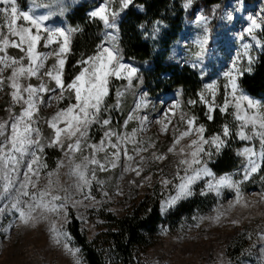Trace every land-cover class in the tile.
Listing matches in <instances>:
<instances>
[{"label":"snow or ice","instance_id":"1","mask_svg":"<svg viewBox=\"0 0 264 264\" xmlns=\"http://www.w3.org/2000/svg\"><path fill=\"white\" fill-rule=\"evenodd\" d=\"M114 2L115 0H101L88 12L89 19L99 21L104 29L112 31L105 32V40L96 44L92 55L77 61L79 71L71 79L65 80L63 70L71 51L72 38L81 29L78 25L70 27L51 19L57 13L63 15V0H28L26 8H21L17 0H0V14L3 17V23H0V91H4L7 86L10 97V105L5 109L8 118L0 119V203L3 204L0 207V217L5 214L11 216L6 224H0V234L8 239L14 229L35 228L39 223L45 222L49 240L71 257L72 264H83V261L81 249L73 244L71 234L65 228L70 217L68 208L69 205L76 208L86 200L99 203L92 195L94 183L99 186L102 196H109L104 190L105 181L97 177V171L107 172L121 167V175L131 172L140 177L148 159L163 161L168 154L175 155L178 160L172 179L163 175V170H160L159 183L164 195L160 201L161 212L192 196L193 186L197 181L203 180L200 195L215 193L219 197L225 187L235 192L227 207L214 209L216 214L207 217L214 223L227 217L237 204L250 206L251 202L243 197L241 185L253 178V174L264 171V97L255 98L241 87V78L246 73H252L256 63L255 49L264 52V7L247 15V26L238 34L243 51L238 50L235 56L229 58L228 66L217 74L216 79L205 77L201 67L204 58L211 55L209 17L202 14L203 10L200 13L193 11L194 20L191 22L201 25L203 31L193 42L198 50L191 53L186 63L199 69L201 77L208 80L206 83L202 81L201 88L196 92L198 102L206 109L205 117L208 121L214 120L213 113L216 109L221 115H231L235 122L234 130L226 121L218 126V131L205 135V124L199 123L195 115L184 112L180 99H174L161 109L162 114H157L155 123L160 126V132L167 131L172 117L179 110V122L186 127L181 129L173 125L172 141L166 151L153 150L146 157L141 153L154 149V141L150 139L145 147L143 140L132 141L131 137L136 129L132 133L117 132L110 127V117L101 119V113L108 110L104 105L112 77L126 80V89L132 87L134 78L138 81L142 79L138 76L139 69L124 62L117 43L118 36L115 34L119 31L117 21L120 13L129 8L133 0H119L118 7H113ZM192 5L193 0H183L184 9H189ZM225 8H230V4L225 5ZM40 9L43 11H39ZM212 11L215 13V7ZM236 11L239 9L226 10L224 19L231 21L233 12ZM161 24L162 21L154 22L151 33L153 37L160 33ZM140 27L143 28V24ZM248 38L251 42H246ZM38 45L45 50H38ZM9 47L19 49L21 55H9ZM50 57L53 62L46 67L45 61ZM5 69H10L7 76L3 74ZM33 77L39 82H28ZM221 77L223 102L217 103ZM65 93L68 94L67 104L57 107L44 119L50 129L49 135L45 136L37 123L39 108L52 100L59 103L65 98ZM123 95V91L117 90L115 104L108 105V108H119L120 97ZM180 95V91H177L176 96ZM161 103L167 104L164 100ZM196 103L197 100L194 99L187 101L188 105ZM16 105L20 106L19 112L12 110ZM147 105V93L141 92L135 101L133 112ZM133 112L128 114V120L133 119ZM136 118L140 119V130H144L149 117ZM128 120L124 121L125 125ZM97 123L105 130L100 141L92 143L89 129ZM233 133L242 142H248L236 150V155L243 157L242 165L234 173L226 172L217 176L209 168L208 161L222 152ZM184 138H187V142L181 144ZM129 142L133 143L132 154L127 147ZM52 147L59 148L63 155L57 159L55 168L48 169L43 155L46 148ZM99 152L104 153L103 159L98 158ZM65 167V175L71 183L62 185L59 173ZM42 170L46 180L43 185L40 183ZM235 175H239V179H234ZM151 179L152 174L149 173L136 186L142 187L145 182L151 186ZM261 179L264 180V177ZM129 183L136 184L135 180H129ZM116 194L122 195L119 188ZM260 199L264 201V194ZM78 218L83 220V217ZM199 219L203 220L205 217ZM57 221L62 223L58 224ZM230 223L238 224L239 221L233 219ZM194 226L199 227V223ZM161 231L166 233L165 229ZM247 235L251 238L252 233ZM256 236L261 241L256 264H264V230L257 231ZM247 251L249 256L253 255L251 250ZM242 264H248V261H243Z\"/></svg>","mask_w":264,"mask_h":264},{"label":"rangeland","instance_id":"2","mask_svg":"<svg viewBox=\"0 0 264 264\" xmlns=\"http://www.w3.org/2000/svg\"><path fill=\"white\" fill-rule=\"evenodd\" d=\"M17 4L21 8L27 7V5L21 0H17ZM228 4H230V8L226 9L225 6L222 8L220 12V19L217 24L214 25L213 20L210 18L208 20L211 55L204 58L201 67L203 68L204 76L210 77L211 79H216L217 74L226 69L231 56H235L238 50L241 52L243 51L241 38L238 34L241 33L244 27L247 26V15L252 12L259 11L262 7H264V0H257L255 3H249L246 0H229L226 5ZM118 6L119 0H115L113 7ZM0 7H2V5H0ZM231 8H237L239 11L233 12V19L229 21L224 19V13L226 10H231ZM245 8L247 11H245ZM39 11L43 10L40 9ZM195 12L200 13L201 9H197ZM0 20V23H3L2 14H0ZM193 20L194 16L188 20L187 27L185 28L186 30L183 32L175 50L176 58L182 64L186 63L194 50H198L195 48L193 42L202 34L203 31L201 25L191 22ZM18 23H20V21H18ZM63 25H65V23ZM4 30L6 31V29ZM106 30L107 32L112 31L111 29ZM246 42H251L250 38H248ZM38 50L44 51L45 49L38 45ZM260 51V49H255L254 55L256 58H258L257 56ZM7 52L11 56L21 55L19 49L16 48L9 47ZM52 62L53 59L50 57L45 61L46 67ZM124 62L130 63L137 68V66L132 62L125 60ZM186 64L191 66L189 63ZM195 70L198 74H200L199 69ZM9 73L10 69H5L3 74L7 76ZM28 82L36 84L39 81L33 77ZM203 82L206 83L208 80L203 78ZM220 85L221 90L217 93V103L223 102V77L220 78ZM141 92L146 93L144 90H140L135 101ZM7 93V86L4 91H0V104H6L0 110V119L8 118V112H6L5 109L10 105V97ZM47 95L48 94H45V96ZM7 96L9 98H7ZM123 97L124 95L120 97V99ZM261 97H264V95L255 98L259 99ZM174 99H177V97L173 93L160 96L155 100L147 96V107H142L138 111L133 112L135 102L133 103V107L129 111V113L133 112V119L128 120L129 113L124 119L128 120L127 125H125L124 122L122 124H118L117 122L110 120V127L117 132L128 133H132L133 129H136L137 131L131 139L132 141L143 140L145 147L150 139L154 141L155 148L149 149L148 152L141 153V155L148 157L153 150L157 152H164L172 141L173 125L181 129L186 127V125H181L179 122V110L176 115L172 117V123L169 124L167 131L160 132V126L155 123L157 114L161 113V109L166 107L168 104H171ZM162 100L166 101L167 104H162ZM66 101H68L67 93H65V98L59 103L52 100L50 102H46L39 108L37 123L45 136H48L50 133V129H48L47 124L44 123L45 117L50 116L57 107H63V104L66 103ZM181 108L184 112L191 114L187 109H184L182 105ZM12 110L14 112H19L20 106L16 105ZM143 116H148L149 122L146 124L144 130L141 131L140 119H137L136 117ZM103 118L106 117L103 113H101V119ZM233 123L235 122L233 121ZM104 130L105 129H103L100 124H93L89 129L90 142L98 143ZM99 132H101V134L100 137L97 138ZM205 135L209 134L205 133ZM230 138L231 137H229V140ZM114 139L115 138L113 137V140ZM186 142L187 138H184L181 141V144H185ZM247 143L248 142H245V144L240 148L244 147ZM127 147L129 149V153L132 154L131 149L133 147V143L129 142ZM256 147H258V143L256 144ZM56 149L61 152L59 148ZM48 154L49 153L46 148L43 155V161L47 163L48 169H53L56 166L57 159L61 158L63 153L61 152L60 157L55 160H52ZM85 154H87V150H85ZM97 155L98 158L103 159L104 153L99 152ZM215 157L216 155L208 161V166L211 169L212 167L210 162H212ZM135 158L139 159V157ZM77 159H79V155L77 156ZM177 160L178 157L172 154H168L167 158L163 161L154 162L151 159H148L144 164V172L141 173L140 177L135 176V174L131 172L121 175V167L111 169L107 172L97 171V177L105 181L104 190L109 193V196H102L99 186H96L94 183L92 195L95 197L96 201H99V203L86 200L84 201V204L77 205L76 208H72L71 205H69V208H72L76 212L77 217H83V220L80 218L78 219L87 238L92 240L109 230L110 225L106 216L107 213H112L113 215L115 214L118 217L124 216L147 195L153 192H158V194L162 196L161 199H163L164 195L162 194L161 185L159 183L160 170L162 169L163 175L167 176L171 180L173 173L175 172ZM66 171V167L60 169L59 180L62 185L71 183V180L65 175ZM149 173L152 174L151 186L148 185V182H145L144 186L137 187L136 185L140 184L141 178ZM181 174L183 173L181 172ZM20 175L22 177L23 172H21ZM219 175L221 174H217V176ZM55 179L56 177L54 176L53 180ZM234 179H239V175H235ZM129 180H135L136 184H130ZM45 182L46 180L42 170L40 183L43 185ZM203 186V180L197 181L193 186L194 194L188 198H191L198 193L200 194V189ZM242 186L243 184L241 185V192L244 199L251 202L249 207L237 204L229 211L227 217H222L219 222L214 223L207 219V217L214 216L216 214L214 209L227 207L228 201L235 196V192L225 187L222 189V193L219 197L213 193L216 196V202L209 209L197 210L193 214L188 215V217H183L179 221V224L174 227L168 223H164L159 226L158 231L152 238V244L142 253L143 264H154V262H159V264H221V262H223V264H229V262H231V264H242L243 261H248V264H256V255L259 252L261 244V241L256 236V232L264 230V201H261L260 199L261 195L264 194V190H243ZM117 188H119L122 192V195L116 194ZM168 188L170 191L171 185H169ZM76 198L80 199V197ZM188 198L179 201L173 207L167 208L165 212H161L162 217L164 219L167 218V216L173 212L178 204L188 200ZM0 207H3L2 203H0ZM159 209L161 211V205ZM194 217L196 219H194ZM200 217H205V219L200 220ZM9 219H11V216L5 214V216L0 217V224H6ZM233 219L238 220L239 223H230ZM197 222L199 223V227L194 226ZM57 223H62V221H57ZM66 225L65 228L68 231ZM162 229H165L166 233L162 232ZM249 232L252 233L251 238L247 235ZM239 234H243L244 237L242 238V242L246 241V246L242 247L241 255L233 261L227 251L229 247L234 245L237 238H239ZM72 242L76 247L81 249V247L76 244L73 237ZM253 245H255V247H253ZM247 250H251L253 255L249 256ZM80 256L83 264H87L81 253ZM0 264H72V260L70 256L64 254L61 248H58L51 243L48 237L47 225L45 222H41L35 228L14 229L8 239H5L4 235L0 234Z\"/></svg>","mask_w":264,"mask_h":264},{"label":"trees","instance_id":"3","mask_svg":"<svg viewBox=\"0 0 264 264\" xmlns=\"http://www.w3.org/2000/svg\"><path fill=\"white\" fill-rule=\"evenodd\" d=\"M21 1L28 4V0ZM228 1L193 0L192 7L184 9L183 0H133L129 8L120 13L117 21L119 31L116 35L124 60L137 66L138 76L142 79L138 81L134 78L132 87L126 89V80L111 78L109 94L105 98L104 105L108 110L102 112L104 116L122 124L140 90H144L147 96L154 100L170 93L176 96L177 91H180L181 95L176 97L180 99L182 107L195 115L199 123L205 124L207 134L218 131V126L226 121L234 127L232 116L228 113L221 115L218 109L213 113V121L206 119V109L198 102L196 96L203 78L190 65L179 62L175 55L187 22L193 18V11L203 10V14L212 19L215 25L220 19L222 8ZM246 1L257 2V0ZM100 2L101 0H63L65 5L63 15L57 13L51 18L57 23H65L66 26L78 25L81 29L80 32L74 33L72 38L71 51L63 71L65 80L71 79L79 71L80 65L77 61L92 55L96 44L105 40L107 30L104 29L103 24L88 17L89 10ZM214 7L215 13L212 11ZM155 21H162V24L160 33L153 37L151 33ZM141 24L143 28L140 27ZM257 57L252 73H246L241 78V87L253 97L264 95V52L260 51ZM117 90L124 92V97L120 99V107L108 108V105L115 104ZM189 99L197 100V103L188 105ZM5 105L1 103L0 110ZM100 134L101 132L97 138ZM244 144L245 142L238 140L233 133L227 146L210 162L216 175L236 172L243 162L242 157L236 155V150ZM47 152L52 160L61 155V152L54 147L47 148ZM262 177L264 171H259L253 175V178L243 183L242 189L264 190ZM161 197L158 192H153L135 205L128 214L121 217L107 213L109 230L92 240H89L82 230L76 212L69 208L70 217L66 226L76 244L81 247L84 261L87 264H143L142 253L152 244V238L161 224L168 223L174 227L183 217H188L197 210L209 209L216 202L213 193L205 195L198 193L178 204L164 219L159 209ZM243 237V234H239V238L227 251L233 261L241 255L242 247L246 246V241L242 242Z\"/></svg>","mask_w":264,"mask_h":264}]
</instances>
